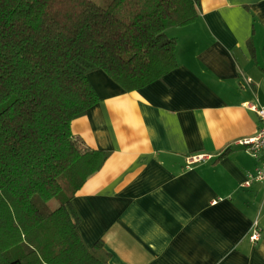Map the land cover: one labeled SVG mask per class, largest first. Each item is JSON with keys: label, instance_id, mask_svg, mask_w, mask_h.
<instances>
[{"label": "crops", "instance_id": "obj_1", "mask_svg": "<svg viewBox=\"0 0 264 264\" xmlns=\"http://www.w3.org/2000/svg\"><path fill=\"white\" fill-rule=\"evenodd\" d=\"M166 35L177 68L161 80L87 76L99 101L71 133L108 158L72 200L78 232L108 264H264V182L241 187L261 163L238 145L261 127L245 104H264V0H201Z\"/></svg>", "mask_w": 264, "mask_h": 264}, {"label": "trees", "instance_id": "obj_2", "mask_svg": "<svg viewBox=\"0 0 264 264\" xmlns=\"http://www.w3.org/2000/svg\"><path fill=\"white\" fill-rule=\"evenodd\" d=\"M201 0H0V264H108L83 242L72 200L103 167L71 123L99 99L104 72L125 92L177 68L166 30ZM57 200L44 213L41 204Z\"/></svg>", "mask_w": 264, "mask_h": 264}, {"label": "built area", "instance_id": "obj_3", "mask_svg": "<svg viewBox=\"0 0 264 264\" xmlns=\"http://www.w3.org/2000/svg\"><path fill=\"white\" fill-rule=\"evenodd\" d=\"M246 108L253 112L261 122V127L255 134V136L243 139L238 142V145L245 147L248 154L255 160L261 163L254 173L249 174L241 187L249 188L255 183L264 182V104H260L258 101L252 103H246ZM260 238V230L257 223H254L249 234V241L252 244H256Z\"/></svg>", "mask_w": 264, "mask_h": 264}, {"label": "rangeland", "instance_id": "obj_4", "mask_svg": "<svg viewBox=\"0 0 264 264\" xmlns=\"http://www.w3.org/2000/svg\"><path fill=\"white\" fill-rule=\"evenodd\" d=\"M37 202H39V204H41V209L43 210V212L46 214L50 211L53 210V208H55L58 204L57 200H52L48 203L42 204L40 201L37 200Z\"/></svg>", "mask_w": 264, "mask_h": 264}]
</instances>
